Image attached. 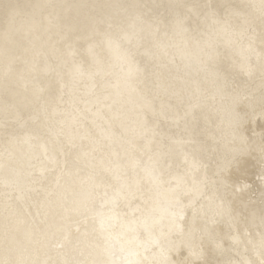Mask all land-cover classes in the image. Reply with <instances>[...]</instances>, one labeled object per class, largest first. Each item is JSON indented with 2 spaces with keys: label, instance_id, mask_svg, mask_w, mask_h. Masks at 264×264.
Segmentation results:
<instances>
[{
  "label": "bare ground",
  "instance_id": "6f19581e",
  "mask_svg": "<svg viewBox=\"0 0 264 264\" xmlns=\"http://www.w3.org/2000/svg\"><path fill=\"white\" fill-rule=\"evenodd\" d=\"M2 2L19 5L24 23L6 39L0 22V257L6 227L18 235L39 228L42 259L45 252L53 258L71 256L77 243L92 252L97 238L93 229L100 221L119 233L120 220H131L141 203L138 197L150 195L144 166L159 161L165 180L175 187L178 176L191 183L187 158L199 162L194 174L203 179L207 172L209 183L218 162L235 160L226 172L232 187L225 196V212L207 218L209 228L215 229V243L205 245L204 257L209 264L258 260L264 232V74L259 62L264 45L259 18L254 40L234 36L226 46L221 41L220 68L235 85L225 98L209 82L200 46L209 36L215 41L223 35L218 30L227 19L226 5L259 0ZM193 8L201 22L207 17L203 37L193 31ZM212 13L217 14L215 24ZM189 17L187 30L179 31L176 22ZM128 53L131 80L122 60ZM10 163L17 168L18 183L6 188L3 166ZM138 179L141 191L136 190ZM122 184L137 191L131 208L116 195ZM237 186L243 190L235 191ZM123 191L128 196V189ZM201 203L207 210L219 201ZM161 217L156 235L162 229L163 246L174 245L170 259H183L187 251L180 246L191 238L173 228L166 213L158 212ZM61 243L64 248L58 247ZM144 255L163 259L159 248L155 255L141 250L140 258Z\"/></svg>",
  "mask_w": 264,
  "mask_h": 264
},
{
  "label": "snow or ice",
  "instance_id": "6c2138e0",
  "mask_svg": "<svg viewBox=\"0 0 264 264\" xmlns=\"http://www.w3.org/2000/svg\"><path fill=\"white\" fill-rule=\"evenodd\" d=\"M225 7L228 9L227 19L224 27L218 30L223 35H218L215 41L209 36L200 46L201 54L206 58L203 61L205 71L210 73L209 82L221 98H225L228 90L235 87L222 74L220 68L219 61L222 55L221 41L226 46L232 43L231 38L234 36L254 40L255 36L252 34L255 33V17L258 16L262 28L260 32L261 44L264 45V0L247 5H226ZM190 11L197 17L193 31L199 33L201 37L205 36L206 33L203 30V26L207 23V17L201 22L199 20L200 13L195 8L190 9ZM216 15V13H212L214 24L218 22L215 19ZM22 16L23 14L20 12L19 5L10 2L3 3L0 0V22L5 26L6 39L11 32L17 30L18 23H24L21 19ZM190 19L189 17L184 20H178L175 27L181 32L186 31V25ZM161 23L164 22L161 21ZM95 31L99 34L100 29L97 28ZM108 42L111 44V39ZM116 47L119 50L118 44ZM249 51H252L251 45H249ZM247 59L250 61L251 57ZM122 60L129 67L128 77L131 80L133 63L131 53L125 54ZM259 62L261 72L264 74V54L260 56ZM246 70L248 75L252 74L250 63L246 65ZM212 98H216L215 94ZM189 103L191 106V101ZM236 107L237 105L233 104V114L238 119V113L235 112ZM261 156L262 162H264V133L261 134ZM45 158H48L46 149ZM185 163L189 164V174L192 175L191 183L188 184L184 177L178 176L176 177L175 187L171 181L165 180L163 173L160 171L159 161H153L151 164L144 166V177L150 181L151 185L149 189L150 195L145 196L141 194L138 197L141 203L135 205L131 220H120L121 230L119 233L114 234L110 230V227H107L103 221H100L99 228L93 229V233L97 238L91 245L92 252L86 253L80 249L79 243H77L71 256L59 254L57 258H53L50 252H45L47 258L42 259L41 251L44 244L36 236V233L40 232L39 228L35 229L31 234L24 233L18 235L15 230L6 227L2 242L3 256L0 257V264H209V261L204 257L205 245L215 243V229L209 228L207 218L210 214L222 216L225 212V196L232 187L230 177L226 175V172L230 171L235 160L228 161L225 164L218 162L211 183H209L207 172H205L203 179L194 174V172L199 171L198 161H188L186 158ZM29 166L31 167V165ZM3 167L5 169L4 186L8 188L13 183H18L17 168L11 163ZM44 171L45 169L41 167V175ZM10 177H17V179L12 180ZM116 179L119 181V175L116 176ZM261 179L264 181V173H262ZM124 188L128 189V196H124ZM136 190L141 191L139 179L136 181ZM234 190L242 191L243 189L237 186ZM137 191H133L130 185L122 184L117 188L116 195L128 200V205L131 208L134 199L137 198ZM210 192L214 195L210 196ZM105 195L107 196V192ZM9 199H11L10 196ZM204 200H208L210 205L216 201H219V203L215 204L214 209L209 207L205 210L204 204L201 203ZM113 203H116L115 198H113ZM189 210H191V216L188 215ZM158 212L166 213L168 223L173 228L178 227L181 235H184L186 232L191 238L192 242L180 246V248H186L187 251V255L183 259H170L168 253L171 252L174 245L167 249L163 246L161 237L164 236V232L162 229L161 235H156L157 227L162 224L164 219V217L157 218ZM261 224L264 226V217L261 219ZM64 239L71 243L70 237L65 236ZM196 239H199L198 245L194 243ZM249 243L252 244L253 242L249 240ZM58 247L64 248L65 245L61 243ZM156 248L161 250L163 259H149L147 255H144L143 259L140 258L141 250L145 254L152 251L155 255ZM259 249V252L256 253L258 260L245 259L238 262V264H264V232L260 233ZM177 250L179 251L180 249ZM117 251H119L121 256H117ZM253 251L255 252L254 244ZM76 253H79V257H77ZM131 256H135L136 258H129ZM227 264H232V262L229 261Z\"/></svg>",
  "mask_w": 264,
  "mask_h": 264
}]
</instances>
